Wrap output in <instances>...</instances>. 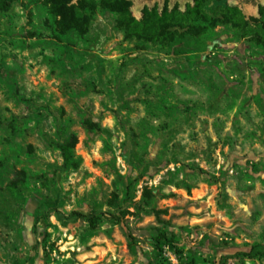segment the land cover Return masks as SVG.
Returning a JSON list of instances; mask_svg holds the SVG:
<instances>
[{
	"label": "rangeland",
	"instance_id": "rangeland-1",
	"mask_svg": "<svg viewBox=\"0 0 264 264\" xmlns=\"http://www.w3.org/2000/svg\"><path fill=\"white\" fill-rule=\"evenodd\" d=\"M124 1L175 38L0 0V264H264V0L210 1L199 35L195 0Z\"/></svg>",
	"mask_w": 264,
	"mask_h": 264
},
{
	"label": "trees",
	"instance_id": "trees-1",
	"mask_svg": "<svg viewBox=\"0 0 264 264\" xmlns=\"http://www.w3.org/2000/svg\"><path fill=\"white\" fill-rule=\"evenodd\" d=\"M39 1V0H33ZM50 8L52 13L61 18V21L56 20V26L58 24L64 27H73L80 32L84 30L85 19L88 14L93 13L96 4L95 0H79L76 9L68 7L67 4L70 0H43ZM213 0H195L194 8L189 10L195 24L190 22L187 26V30L193 35H199L202 31H205L204 26L196 20H205L206 15L204 9L206 4ZM100 7H103L110 11H117L122 17L119 19L120 26L127 32L128 35L140 36L146 41H165L174 37V33L170 31L171 28L179 27L177 25V17L174 13L165 11L161 16L156 12H147L142 21L138 22L128 14V4L124 0H99ZM214 26V20H211ZM86 23V22H85ZM192 23V24H191ZM76 140L68 142L61 146L62 154L65 164L70 166L73 164L74 150ZM22 178H24V172H21ZM13 188H17L13 186ZM101 220V215H94L90 218L91 226H97ZM174 236L167 237L166 234H160L156 237V242L160 244L162 241H166L169 245H173ZM159 247V245H158ZM256 249V248H254ZM256 253L263 255L264 252L257 251ZM247 257H252L253 254L243 253Z\"/></svg>",
	"mask_w": 264,
	"mask_h": 264
},
{
	"label": "bare ground",
	"instance_id": "bare-ground-1",
	"mask_svg": "<svg viewBox=\"0 0 264 264\" xmlns=\"http://www.w3.org/2000/svg\"><path fill=\"white\" fill-rule=\"evenodd\" d=\"M250 11H251L252 13H255V9H254V8H250Z\"/></svg>",
	"mask_w": 264,
	"mask_h": 264
}]
</instances>
